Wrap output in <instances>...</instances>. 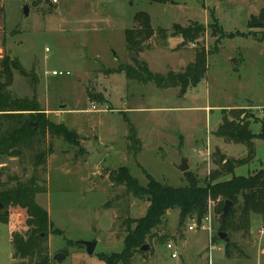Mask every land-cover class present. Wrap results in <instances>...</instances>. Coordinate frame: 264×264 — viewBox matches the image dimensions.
<instances>
[{"label":"rangeland","instance_id":"rangeland-1","mask_svg":"<svg viewBox=\"0 0 264 264\" xmlns=\"http://www.w3.org/2000/svg\"><path fill=\"white\" fill-rule=\"evenodd\" d=\"M52 1L35 7L34 0H0V61L8 56L18 59L27 72L33 68L39 78L36 100L40 109L49 122L63 124L80 139L77 146L62 139H47L39 146L52 152L46 172H38L39 184L47 192L35 197L52 228L47 237L49 264H104L101 255L119 254L123 249L125 233L117 219L126 210L132 219L145 214V201L126 196L122 187L108 185L107 170L126 167L145 186L143 168L157 182L180 188L187 184V172L204 184L216 147L227 156L243 157L245 147L224 145L213 135L223 110L248 109L257 118L250 127L256 136L255 157L238 168L236 176L264 168V140L259 138L264 129V36L260 30L247 28L264 0H166L165 5L148 0ZM138 12L149 15L153 29L169 32L164 45L157 41L156 49L140 55L156 74L179 72L193 60L195 46L177 50L182 39L170 37L172 26L196 22L205 28L199 45L209 54L207 71L197 85L185 90L158 89L153 83L140 84L112 73L128 63L124 31L132 28ZM12 75L11 101L31 99L29 81L16 71ZM90 94H101L103 99L90 101ZM130 128L140 143L136 155L127 149ZM86 141L98 142L101 151L109 149L97 166H89L88 156L79 151ZM37 150L30 148L20 158L0 157L1 180L7 187L14 186L12 177L24 182L33 175L31 158ZM181 158L189 162L185 173L176 168ZM8 217V225L0 223V264H19L20 260L12 259L11 236H26L31 231L25 225L30 217L18 209L10 210ZM183 225L187 243L182 242V235L173 238L174 230L180 228L179 216L177 211L169 212L160 227L166 240L154 244L151 255H136L131 264H264V237L255 219L250 227L255 243L248 250L250 259L242 262L225 260L220 249L209 250L206 232H210L201 230L196 221ZM191 226L197 229L188 232ZM53 230L61 235H54ZM93 239L97 246L89 256L77 244ZM168 244L172 250L166 248ZM172 252L178 258L172 259ZM56 254H63L64 260L55 262Z\"/></svg>","mask_w":264,"mask_h":264},{"label":"trees","instance_id":"trees-1","mask_svg":"<svg viewBox=\"0 0 264 264\" xmlns=\"http://www.w3.org/2000/svg\"><path fill=\"white\" fill-rule=\"evenodd\" d=\"M148 1L167 4L166 0ZM41 3L49 5L51 0H34L33 6H39ZM247 28L260 30L264 36V7L257 16L250 17ZM215 29L221 31L216 23ZM168 33L166 29H153L147 13H136L133 16L132 28L124 31L128 63L120 65L112 73L123 74L125 79L140 84L153 83L158 89L185 90L197 85L205 77L209 54L206 48L199 45L205 28L196 22L185 27L175 24L171 29L170 37L182 39L177 50L195 46L193 60L184 69L179 72L170 71L165 75L156 74L149 70L147 63L140 60L142 53L156 49L159 45L157 41L161 46L164 45L169 38ZM13 71L29 81L33 94L31 99H16L14 105L9 91L13 82ZM38 79L33 68L27 72L16 58L5 56L0 61V157L20 158L24 151L33 147L38 149L31 158L33 175L28 180L22 182L17 177H12L10 180L14 182V186L7 187L0 174V223L8 225V215L12 209L26 211L30 217L25 225L31 231L26 236L18 233L11 236L12 259L20 260L19 264L50 262L47 237L52 228L47 212L36 204L35 197L47 192L46 187L39 184L41 182L38 172H46L47 158L52 152L50 148L48 151L40 150L39 146L47 139H62L76 146L80 140L77 134L69 131L63 124L54 125L49 122L44 110L40 109L36 100ZM89 99L101 102L103 97L101 94H90ZM256 122L257 118L248 109L232 108L222 111L221 123L213 133L214 137L227 145L243 146L246 153L243 157L231 158L215 148L211 156L213 168L209 170L203 185L189 172L184 174L186 186L173 188L157 182L143 168L142 174L147 181L145 186H141L126 167L115 171L107 170L105 176L110 186L124 188L126 196L145 201L148 207L145 214L138 219L130 218L127 210L123 218L117 219L125 233L123 249L119 254L101 255L100 260L104 264H131L136 255L146 257L147 254L140 252L146 245L149 247L148 254L151 255L154 252V244L160 245L166 240L165 236L160 235V227L171 211L178 212L180 227L187 220H194L200 226L211 211V244L217 242L214 236L216 232L227 233L231 240L237 234L243 239L249 238L251 215L261 218L264 232V168L247 176L234 174L236 169L249 164L255 157L256 136L252 134L250 127ZM259 138L264 140V129ZM127 139L128 151L136 155L140 151V143L133 128H130ZM79 151L85 153L82 148ZM226 201H230L233 206L221 225L220 217ZM106 207L109 208L108 203ZM52 233L61 235L58 230H53ZM180 233L179 228L178 234ZM225 257L245 259L247 252L232 240L230 244L225 245Z\"/></svg>","mask_w":264,"mask_h":264},{"label":"water","instance_id":"water-1","mask_svg":"<svg viewBox=\"0 0 264 264\" xmlns=\"http://www.w3.org/2000/svg\"><path fill=\"white\" fill-rule=\"evenodd\" d=\"M28 14V8L25 7L24 8V15L27 16ZM12 104L14 105V102H12ZM81 148L85 151L86 154H88L89 158L87 160V163L89 166H97L105 157L106 155V151H100L98 150L97 146L93 144L92 141H86L81 145ZM176 168L182 172L185 173L188 171L189 167L187 164V160L181 158L180 164L176 166ZM233 204L230 201H226L224 203V206L222 208V214L220 217V224L223 225L225 222V219L228 215L229 210L232 208ZM216 239L220 242H223L225 244H230L231 243V239L230 237L227 235V233L225 232H216L215 235ZM78 247L83 246L86 253L89 256H92L94 253V250L97 246V241L95 239L91 240V241H81L80 243L77 244ZM149 251V247L143 246L140 249V252L142 253H147ZM64 255L63 254H56L53 257V260L57 263L61 262L62 260H64Z\"/></svg>","mask_w":264,"mask_h":264},{"label":"crops","instance_id":"crops-1","mask_svg":"<svg viewBox=\"0 0 264 264\" xmlns=\"http://www.w3.org/2000/svg\"><path fill=\"white\" fill-rule=\"evenodd\" d=\"M233 108H237V107H233ZM229 109H232V108H229ZM218 140H220V139H218ZM222 141V140H221ZM93 142V141H92ZM223 142V141H222ZM93 144L94 145H96L97 146V148H98V150H100L101 151V149L99 148V143L98 142H93ZM223 144L224 145H227V144H225L224 142H223ZM228 146V145H227ZM216 148H218L221 152H222V150H221V148L220 147H216ZM105 151H106V155H105V157L108 155V153H109V149L108 148H106V149H104ZM223 153V152H222ZM87 156H88V154H86ZM227 156V155H226ZM104 157V158H105ZM227 157H230V156H227ZM88 158H89V156H88ZM104 158H103V160L101 161V162H103L104 161ZM231 158H235V157H231ZM100 162V163H101ZM187 164H189V162L187 161ZM177 166V165H176ZM189 167V166H188ZM188 171H189V169H188ZM237 171V169L234 171V174L236 175V172ZM209 172V171H208ZM208 174V173H207ZM106 177V176H105ZM106 179H107V177H106ZM226 179H228V178H226ZM109 185V184H108ZM110 186V185H109ZM211 212V211H210ZM178 213V212H177ZM253 219H255V221L260 225V230H259V234H261V235H263V237H264V232H263V229H262V222H261V218L259 217V216H257V215H251V217H250V227H251V222H252V220ZM179 226H180V224H179ZM183 226L184 225H182V227H180V229L181 228H183ZM179 229V228H178ZM178 229H175L174 230V232H173V234L172 235H174L173 236V238H175V237H177L178 235H182V242L183 243H187L188 242V236L186 235V230H185V232L183 231H181V233L180 234H178ZM195 229H197L196 227L195 228H193L192 230H189V227H188V232H194L195 231ZM206 234H207V247H208V249L210 250L211 248H213L214 247V249L216 248V249H220V250H222V253H223V256H224V259L225 260H227V261H246V260H249L250 259V255H249V249L251 248V246H252V244H254L255 243V241H253V236H252V234H251V230H250V237L249 238H247V239H243V238H241V235L240 234H237V235H235V237L237 236L238 237V240L236 241V240H234V237L232 238V240L233 241H235L236 243H238V245L239 246H242L243 248H245V250H246V252H247V258H245V259H236V258H233V259H227L226 257H225V245H227V244H225V243H223V242H220V241H218L217 240V242L216 243H214V244H211L210 242H211V238H212V236H210V234H208L207 232H206ZM215 235V234H214ZM231 239V238H230ZM231 240V241H232ZM177 258H178V256H177ZM176 259V258H175Z\"/></svg>","mask_w":264,"mask_h":264},{"label":"built area","instance_id":"built-area-1","mask_svg":"<svg viewBox=\"0 0 264 264\" xmlns=\"http://www.w3.org/2000/svg\"><path fill=\"white\" fill-rule=\"evenodd\" d=\"M52 4H56V0H53L52 1ZM52 75H61V73L60 72L59 73L52 72ZM92 108L96 111L95 106H92ZM211 220H212V215H211V212L209 211V213L207 214V216L202 221V223H206V225L208 227L206 225H202V223H201V225L199 227L201 230L209 231L210 232V236L213 235L212 234V228H211ZM193 228H195V226L194 227L193 226L189 227V230H192ZM196 228H197V226H196ZM172 247H173V245H171V244L166 245V248L168 250H172ZM171 258L172 259L177 258V254L175 252H172L171 253Z\"/></svg>","mask_w":264,"mask_h":264}]
</instances>
